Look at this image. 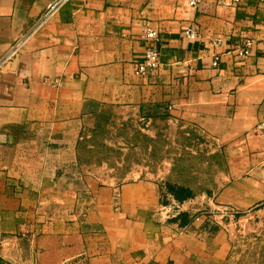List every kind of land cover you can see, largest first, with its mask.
Listing matches in <instances>:
<instances>
[{
  "label": "crops",
  "instance_id": "crops-1",
  "mask_svg": "<svg viewBox=\"0 0 264 264\" xmlns=\"http://www.w3.org/2000/svg\"><path fill=\"white\" fill-rule=\"evenodd\" d=\"M49 1L0 0V56ZM188 1L70 0L2 66L0 264H226L230 220L178 231L157 216L163 182L102 183L81 167L80 128L100 107L195 127L224 164L211 191L186 197L190 215L218 203L264 223V0H201L194 13ZM191 19L195 38L182 35ZM146 25L159 64L140 74Z\"/></svg>",
  "mask_w": 264,
  "mask_h": 264
},
{
  "label": "rangeland",
  "instance_id": "rangeland-1",
  "mask_svg": "<svg viewBox=\"0 0 264 264\" xmlns=\"http://www.w3.org/2000/svg\"><path fill=\"white\" fill-rule=\"evenodd\" d=\"M78 151V163L102 183L163 182V193L180 202L184 217L194 206L184 193L211 191L215 179H222L223 157L195 127L162 113L147 117L100 107L80 128ZM244 214L231 220L229 237L234 247L226 264H263L264 223L260 214Z\"/></svg>",
  "mask_w": 264,
  "mask_h": 264
},
{
  "label": "built area",
  "instance_id": "built-area-1",
  "mask_svg": "<svg viewBox=\"0 0 264 264\" xmlns=\"http://www.w3.org/2000/svg\"><path fill=\"white\" fill-rule=\"evenodd\" d=\"M70 0H50L43 12L39 15V17L32 23V25L24 32L22 37H20L13 45L9 47L7 51H5L0 56V69L3 65L9 63L15 56L17 48L19 47L22 40L34 31L41 23L51 17L60 7H62L65 3ZM201 0H189L188 4L191 8V13H194L199 6ZM236 2L237 0H231ZM144 34L147 40L150 42L149 47L145 50L144 57L142 61L137 63L135 66V70L140 74H147L154 70L156 66L159 64V52L156 47L153 45V41L157 39V31L152 28L150 25H146L144 29ZM196 29L193 20L189 21V23L183 27L182 35L187 38H195L196 37ZM211 43L215 46L219 45L220 38L213 37L211 39ZM252 43L251 38H245L242 43L238 47V54L246 57L249 54V46ZM219 61V56L215 55L213 57L212 65L216 66ZM166 201L162 202L159 205L157 210V216L161 222L164 223H175L178 231H185L190 229L195 222L200 223H208V224H218L223 226L225 221L232 220L235 218V211L233 208L227 205H221L218 203H214L212 207L203 208L195 213L189 215L186 218V222L181 225L179 222V216L183 213L182 207H180V202L174 200L172 198H168ZM19 235L21 237L30 238L31 233L29 230L20 231Z\"/></svg>",
  "mask_w": 264,
  "mask_h": 264
},
{
  "label": "trees",
  "instance_id": "trees-1",
  "mask_svg": "<svg viewBox=\"0 0 264 264\" xmlns=\"http://www.w3.org/2000/svg\"><path fill=\"white\" fill-rule=\"evenodd\" d=\"M184 196L186 197V196H190V195L184 193Z\"/></svg>",
  "mask_w": 264,
  "mask_h": 264
},
{
  "label": "water",
  "instance_id": "water-1",
  "mask_svg": "<svg viewBox=\"0 0 264 264\" xmlns=\"http://www.w3.org/2000/svg\"><path fill=\"white\" fill-rule=\"evenodd\" d=\"M16 59H17V57L13 60V63H15Z\"/></svg>",
  "mask_w": 264,
  "mask_h": 264
}]
</instances>
